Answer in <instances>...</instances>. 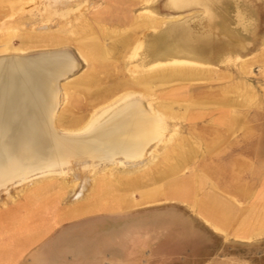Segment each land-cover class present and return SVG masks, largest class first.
Listing matches in <instances>:
<instances>
[{
    "label": "rangeland",
    "instance_id": "374dc122",
    "mask_svg": "<svg viewBox=\"0 0 264 264\" xmlns=\"http://www.w3.org/2000/svg\"><path fill=\"white\" fill-rule=\"evenodd\" d=\"M37 1L0 0V60L73 58V69L57 81L55 130L65 134L99 119L104 108L127 96L157 112L164 132L140 162L102 156L91 165L73 157L51 172H33L32 179L23 175L2 186L0 246L10 248L0 264L14 263L15 248H26L15 264H98L104 255L123 264L131 248L136 257L142 248H158L167 258L183 251L182 264H264V237L226 244L218 235L226 236V230L202 212L208 192L226 201V175L233 174H226V160L238 153L239 142L231 158L226 150L213 155L206 140L187 131L192 121L198 131H213L211 121L220 115L217 109L214 118L198 117L187 98L191 87L200 94L207 86L222 87L244 106L234 109L236 117H253L258 110L264 118V92L255 82V73L264 71V0H226L209 18L188 14L180 27L163 28L161 34L157 17L149 13H138L133 28L99 23L95 12L102 0H70L51 16L43 5L50 17L35 16ZM95 38L105 50L102 60L90 53ZM172 55L201 57L203 64L182 60L185 65L171 66L174 60H164ZM173 68L192 75L156 77ZM105 90L114 95L102 96ZM71 118L79 119L76 126L68 123ZM37 248L51 252L36 253Z\"/></svg>",
    "mask_w": 264,
    "mask_h": 264
},
{
    "label": "bare ground",
    "instance_id": "6f19581e",
    "mask_svg": "<svg viewBox=\"0 0 264 264\" xmlns=\"http://www.w3.org/2000/svg\"><path fill=\"white\" fill-rule=\"evenodd\" d=\"M37 2H40L34 11L37 17L40 15L50 17L58 12L55 8L59 9L61 5L64 7L68 3H73L70 0ZM43 5L49 7V10L46 9L50 16L45 15L47 12L41 8ZM173 60L171 66L185 65V62L182 63L184 59ZM74 66L75 61L66 54L35 61H22L16 57L4 62L0 60V188L12 180L22 178L23 175L29 180L35 172L39 174L51 172L73 157H85L91 165H97L96 160L102 156L116 158L114 160L125 163L127 156L133 157V162H140L142 160L140 156L153 150L162 141L164 127L157 112L147 109L138 98L127 96L117 105L112 107L110 105L104 110L102 108L101 118H93L88 124L85 122L86 124L78 126L76 120L79 117L71 118L73 120L68 123L76 127L69 128V132L65 134L57 132V128H54L57 126L55 121L58 102L57 81ZM187 74L192 75L190 71L187 73L173 68L167 75L165 74L166 76L157 74L156 77L170 78ZM111 95H114L111 91L102 94L107 98ZM61 113L59 118L62 116ZM27 176L30 177L26 178ZM6 248L10 247L0 246V258H7Z\"/></svg>",
    "mask_w": 264,
    "mask_h": 264
},
{
    "label": "crops",
    "instance_id": "0c3cea01",
    "mask_svg": "<svg viewBox=\"0 0 264 264\" xmlns=\"http://www.w3.org/2000/svg\"><path fill=\"white\" fill-rule=\"evenodd\" d=\"M221 3L225 4L226 0H102L99 4L100 8L95 12V18L99 23L108 24L107 26L110 28L127 29L135 26L138 13L151 12L158 19L161 34L163 28L180 27L183 21H186L188 14H191V16L193 14H203L209 18L215 5ZM130 41V39L125 40V44H130ZM89 44L94 45L90 53L94 54L97 59L102 60L105 50L100 42L95 38ZM174 58L175 60H197L196 62L203 59L201 57L189 59L173 55L164 61L168 62ZM205 60H209V58ZM246 66H248V63ZM158 74L162 75V73ZM165 74L167 75V73ZM255 78L256 86L261 89V93L264 92V71L255 73ZM251 84L253 83L251 82ZM202 89L204 90H201L200 94L198 88H190V95L187 98L192 109L194 111L198 110V117L200 118L205 116L210 119L212 115L214 118L213 110L217 109L220 115L217 120L212 119L211 121L210 128L213 131L209 130L206 133L201 130L198 131L199 126L194 123L195 121H192L187 125L189 134L194 139H204L208 142L207 153L215 155L226 150V157L228 154L229 158L232 157V148L237 141L239 142L238 153L233 154V159H229L228 162L226 160V166L228 165L226 174L230 171L233 173L232 176L230 173L228 179L226 175V201L214 193L208 192L204 198L207 207L205 206L206 208L202 212L205 216L217 221L221 226L220 228L226 230V236L213 230L214 235L218 234L224 243L225 241L226 244L229 243V240L236 241V243L256 242L264 237V118L262 112L256 110L253 117H236L234 109L244 107L241 102H237L231 96L226 95V91L222 87L207 86ZM180 102L183 103L182 97H180ZM260 105V108L263 109V100ZM214 125L219 127H214ZM103 249L101 248L100 253H103ZM113 249H110L111 252ZM131 249L133 251L131 252L132 256L127 257L123 264H182L186 254L183 251L174 252L167 258L166 253L157 251L158 248H142L141 256L136 257L134 248ZM15 250L17 257L14 263L11 264L16 263L19 254L26 248H15ZM35 252L49 253L51 249L37 248ZM122 261L104 255L101 256L98 264H122Z\"/></svg>",
    "mask_w": 264,
    "mask_h": 264
},
{
    "label": "water",
    "instance_id": "95a60500",
    "mask_svg": "<svg viewBox=\"0 0 264 264\" xmlns=\"http://www.w3.org/2000/svg\"><path fill=\"white\" fill-rule=\"evenodd\" d=\"M24 76V75H23Z\"/></svg>",
    "mask_w": 264,
    "mask_h": 264
}]
</instances>
